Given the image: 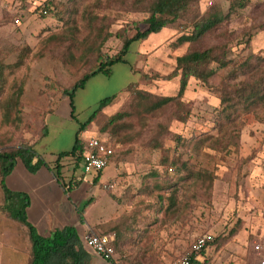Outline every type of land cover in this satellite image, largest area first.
I'll return each instance as SVG.
<instances>
[{
    "label": "rangeland",
    "instance_id": "obj_1",
    "mask_svg": "<svg viewBox=\"0 0 264 264\" xmlns=\"http://www.w3.org/2000/svg\"><path fill=\"white\" fill-rule=\"evenodd\" d=\"M44 1L0 0V68L14 77L16 85L28 84L25 103L40 110H27L22 116L29 132L42 135L46 125L49 130L34 149L45 160L54 161L59 152L73 146L80 123L97 108L100 100L115 94V99L81 133V138L88 140L94 135L106 138L120 158H134L138 152L148 150L155 154V161L149 159L146 169L155 170L162 182L177 180L176 171L186 161L187 170L193 168L195 174L185 185L182 181L177 184L182 206L174 221L182 223L187 219L193 222L197 235L212 234L217 238L211 243L215 251L227 246L233 238H258L256 230L264 223V98L248 109L234 110L230 116L223 114L220 100L227 94L239 99L236 88L264 77V0H212L211 4L210 0H194L179 19L134 42L126 61L114 64L109 73L93 75L78 89L74 98L75 117L71 116L72 107L69 97L63 94L64 88L96 66L100 51L105 56L112 55L122 48L125 37L135 34L137 29H145V10L152 0H53L61 10L62 20L51 15L43 17L36 10ZM212 4L215 8H210ZM216 8L226 15L221 23L198 41L177 46L181 34L191 32L197 20ZM110 32L114 35L108 37ZM211 46H217L231 63L218 69L208 84L190 79L184 96L190 111L185 122L173 119L179 107L171 104L153 115L145 129L136 125L132 130H122L119 136L101 130L112 114L129 105L134 88L155 94H176L179 77L166 76L174 70L177 56L189 49ZM52 112L49 120H45ZM161 124L169 130L162 131ZM3 129L5 134L7 131ZM177 134L182 138L175 150ZM154 138L161 146L157 151L151 145ZM162 156L170 157L165 164L159 163ZM172 158H179L173 166ZM63 160L64 171L75 170L77 175L83 172L75 158ZM198 171L206 173L197 175ZM39 176L33 175L35 180ZM67 177L68 182L70 176ZM77 190L89 199L90 192L84 184ZM48 194L61 201L60 192L53 189ZM206 223L210 229L205 228ZM10 230L16 236L11 237L9 232H13L9 228L0 236V264H27L31 252L27 233L21 227ZM219 238L222 240L218 241ZM261 240L251 242L257 254L254 246ZM163 261L125 260L129 264Z\"/></svg>",
    "mask_w": 264,
    "mask_h": 264
},
{
    "label": "crops",
    "instance_id": "obj_2",
    "mask_svg": "<svg viewBox=\"0 0 264 264\" xmlns=\"http://www.w3.org/2000/svg\"><path fill=\"white\" fill-rule=\"evenodd\" d=\"M4 78L6 84L3 89L0 85V152L11 151L10 148L19 147L25 142L34 146L48 135V127L45 126L47 132L44 135L34 136L29 132L26 118L22 116L28 113L27 110L29 112L40 110L25 103L28 84L23 82L16 85L14 77L7 74ZM23 103L25 107H22ZM53 112L48 113L45 120H49ZM2 128L7 131L5 134L2 133ZM8 129H12L11 132ZM132 157L120 158L114 155L104 170L89 174L92 175L91 178L84 172L77 175L75 170L64 171L63 158L59 179L54 168L58 156L54 161L46 160L49 166H42L35 173L30 172L18 157L12 169L3 174L0 161V236L9 228V231L13 232H9L11 237H14L16 232L10 228L21 227L30 238L27 226L12 218L5 209L7 190H10L24 193L29 197L30 202L26 207L28 220L42 236H51L56 229L66 226H74L82 240L88 231L114 235L115 260L104 258L84 243L83 247L88 253V264H117L116 260L121 264H129L125 260L133 258L162 259L164 261L158 264H171L191 247L199 232H194L193 222L187 219L182 223H176L173 217L167 223H163L160 190L157 186L160 183L159 175L155 170H147L145 166L150 162L149 159L155 161V154L146 150ZM130 161H133L131 167ZM33 175L40 176L35 180ZM67 176H70L68 182L65 179ZM70 181L73 183L69 188ZM83 184L85 190L90 192L89 199L77 190ZM53 189L62 194L61 201L49 197L48 193ZM123 219L126 221L123 238H116L114 231L102 233L103 228H108ZM206 226V229L211 228L208 223ZM141 228L142 232L139 231ZM145 230L146 232L142 234ZM147 235L151 237L146 238ZM194 235L197 236L193 238ZM256 235L258 238H233L227 246L225 245L227 248L224 246L217 251L215 246L211 245L217 239L215 238L197 256L194 264H260L262 255L252 250L251 242L264 239V223L262 228L256 230ZM227 249H230L229 253L225 252Z\"/></svg>",
    "mask_w": 264,
    "mask_h": 264
},
{
    "label": "trees",
    "instance_id": "obj_3",
    "mask_svg": "<svg viewBox=\"0 0 264 264\" xmlns=\"http://www.w3.org/2000/svg\"><path fill=\"white\" fill-rule=\"evenodd\" d=\"M193 1L194 0H152L145 10L147 13L145 17L147 27L143 30L137 29L135 34L125 37L122 48L116 53L105 56L100 51L99 61L96 66L90 71L85 72L70 87L64 88L63 94L69 97L72 107L71 116L75 117L76 115L74 98L78 89L84 87L93 75L99 72L109 73L114 64L126 61V55L134 42L146 39L152 33L160 32L169 23L179 19ZM213 7L215 8V4L210 6V8ZM36 10L39 11L43 17L51 15L59 20L64 19L61 16V10H59L58 4L53 0H45ZM225 17L226 15L219 9L216 8L212 10L194 23V28L191 32L181 34L177 38V46L186 42L192 43L198 41L208 31L221 23ZM113 35L114 34L110 32L108 37ZM214 62L217 64L215 67L211 66ZM230 63L231 60L227 58L226 54L219 51L217 46L187 50L182 55L177 56L174 70L166 76L168 79L179 77V89L176 94H155L149 90L134 88L133 97L129 105L112 114L104 126H102L101 130L112 132L113 135L119 136L122 130H132L136 125H141V127L145 129L148 127V120L152 118L153 115L171 104H176V106L179 107L178 111L174 113L173 119L185 122L190 111L186 108L184 96L190 79L194 78L208 84L210 77H212L218 69L227 67ZM0 77V85L3 89L6 84V79L4 78V70L1 68ZM235 94L240 96V98L237 99L236 97H232L231 94H227L229 96H224L220 100V105H222L221 110L223 114L227 116L232 115L234 110L242 108L248 109L264 98V77L251 83H244L242 86L236 88ZM19 96L17 101H19ZM115 97V94H113L101 99L97 108L80 123L73 146L68 150L59 152L54 166L55 175L58 179L61 173V160L64 157L71 156L75 158L77 167L82 164L87 140L81 138V133L87 130L98 113L108 106ZM183 109L184 111L181 113L180 110ZM161 126H164V124H161ZM161 130L168 131L169 128L168 126H164V128L161 127ZM140 131L141 130H139V133ZM46 132L47 130L44 129L43 135L46 134ZM181 138V134H177L174 145L175 150L179 148V141H181ZM154 140L155 142L151 145L153 150L157 151L161 146L158 140L155 138ZM165 153L169 154V151L166 150ZM18 157L22 159L27 169L33 173L37 172L42 166H49L43 156L36 151L32 145L25 142L11 151L0 152L3 174H7L12 169L15 159ZM168 158L170 157L162 156L159 163L165 164ZM177 160L172 158L170 164L173 166L176 164ZM185 166L186 161L183 160L181 167L176 171L175 177H177V180L175 181L170 180L169 182H162L160 175L156 172V174L159 175L158 181H160L157 186L160 190L162 217L164 216L163 221L173 219V217H177L178 213H180L179 210L181 209L178 208L182 205L179 202L180 198H178L180 187L177 186V184L182 181L185 185L187 183L186 181L193 176L192 174H195L193 168L190 171L187 170V166ZM185 168L186 171L184 170ZM197 173V175H203L206 172L198 171ZM72 183L73 181L69 182V188ZM6 199L7 203L5 209L10 216L24 223L28 229L31 252L27 264H88V253L83 247L85 240H82L74 226L56 229L51 236H42L38 233L37 228L28 220L26 207L30 202L29 197L24 193L7 190ZM125 222L126 221L123 219L108 228H103L102 233L114 231L116 233V238H123V232L126 231L124 226ZM140 232H142V230ZM145 232L146 230L142 234Z\"/></svg>",
    "mask_w": 264,
    "mask_h": 264
},
{
    "label": "built area",
    "instance_id": "obj_4",
    "mask_svg": "<svg viewBox=\"0 0 264 264\" xmlns=\"http://www.w3.org/2000/svg\"><path fill=\"white\" fill-rule=\"evenodd\" d=\"M213 3L210 0V4ZM18 21V20H17ZM86 151L82 158L84 174L99 173L104 170L115 155V148L106 139L94 135L86 141ZM214 239L210 233L198 235L187 252L175 259L171 264H194L197 256ZM85 243L108 260H115L114 235L88 231L84 236ZM256 251L262 255L260 264H264V240L255 244ZM117 264H121L116 260Z\"/></svg>",
    "mask_w": 264,
    "mask_h": 264
}]
</instances>
